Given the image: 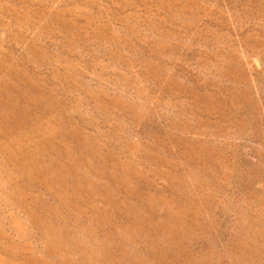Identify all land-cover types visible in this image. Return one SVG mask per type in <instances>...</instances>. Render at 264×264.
<instances>
[{"label": "rangeland", "instance_id": "374dc122", "mask_svg": "<svg viewBox=\"0 0 264 264\" xmlns=\"http://www.w3.org/2000/svg\"><path fill=\"white\" fill-rule=\"evenodd\" d=\"M0 264H264V0H0Z\"/></svg>", "mask_w": 264, "mask_h": 264}]
</instances>
